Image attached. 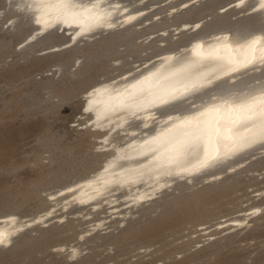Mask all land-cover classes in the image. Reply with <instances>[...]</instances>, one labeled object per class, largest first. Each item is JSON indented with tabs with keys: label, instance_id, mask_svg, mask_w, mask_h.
Here are the masks:
<instances>
[{
	"label": "rangeland",
	"instance_id": "374dc122",
	"mask_svg": "<svg viewBox=\"0 0 264 264\" xmlns=\"http://www.w3.org/2000/svg\"><path fill=\"white\" fill-rule=\"evenodd\" d=\"M154 1L161 0L147 4ZM178 1L149 11L146 17L162 16L148 25L58 50L47 46L61 36L21 41L27 27L0 15V215L33 217L50 206L47 191L99 167L102 154L93 149L90 129L74 127L80 93L101 76L156 53L159 41L172 36L158 33L148 40L146 34L184 19L204 17L202 29L220 23L240 27L250 18L219 13L225 0H206L167 16ZM197 181L175 185L124 222L111 217L82 240L79 233L104 210L89 218L74 206L62 221L25 229L0 249V264H264V156L217 180ZM253 205L262 209L245 226L225 232L217 226ZM71 243L84 248L75 259L62 248Z\"/></svg>",
	"mask_w": 264,
	"mask_h": 264
},
{
	"label": "bare ground",
	"instance_id": "6f19581e",
	"mask_svg": "<svg viewBox=\"0 0 264 264\" xmlns=\"http://www.w3.org/2000/svg\"><path fill=\"white\" fill-rule=\"evenodd\" d=\"M149 1L80 0L89 7L95 4L93 12L101 17L100 20L92 22L89 30L83 31L76 23L51 21L47 27L43 23H37L40 12L35 7H29L32 0H19L18 7L30 12L32 23L35 25L26 42L34 40L38 33H45L52 28L75 27L72 29L73 37L67 41L68 44H74L101 32L128 27L132 31L145 26L162 16V13H154L151 17H146L149 11L154 10L160 3L174 2L161 0L147 4ZM205 1L179 0L175 5H170L165 13L172 16L193 4ZM217 11L221 14L236 12L233 18H250L244 20L240 27H229L220 23L201 29L204 17H198L184 19L150 32L143 38L151 40L155 34L167 36L169 32L172 36L169 41H159L160 45L154 51L156 53L134 61L129 68L104 77L92 85L89 91L84 92V96L91 95L82 110L90 114L80 125L98 130L94 149H106L108 152L99 167L89 175L47 191L51 204L35 216H22L13 212L0 215V231L7 234V240L5 244L0 245V249L9 247L20 233L33 225H43L52 219L64 220L74 206L83 208L81 214L89 218L104 210L98 219L92 220L79 233L78 239L82 240L87 234L106 226L108 220L115 215L120 216L119 222H124L138 206L161 195L179 180L185 179L192 184L198 182V179L203 182L217 180L225 173L244 166L255 156L254 153H264L262 142L230 151L232 142L226 140L222 132L213 136L211 144L207 139L188 143L175 158L171 152V144L154 140L156 137L163 140L165 136L188 131L183 126H177L181 125L185 118L205 112L209 108L220 109V129L227 127L233 137L244 134L243 123L230 124L224 117L228 108L264 92V63L257 62L247 67H238L236 71H229L233 65L226 58L224 46H229L233 59L242 62L246 40L253 35H264V9L260 7V0H243V3L240 0H225L218 5ZM251 13L253 15L249 16ZM184 32L186 35L178 37ZM187 35L188 38L184 40ZM261 46H264V41ZM214 51H218L222 59L210 58L209 54ZM78 63L79 58L74 64ZM141 81L144 82L146 92L149 89L152 92L167 89L173 92L174 96L170 97L166 104H158L135 114L125 109L104 113L102 104L89 103L97 99L107 100V93L98 96L94 92L96 89H107L108 93L115 95L126 89L131 90L133 85ZM210 118L205 115L200 119ZM73 122L78 123L76 120ZM169 129L172 131L169 132ZM206 158V164L199 167ZM261 209L262 205H253L222 220L217 226L222 232L241 228ZM62 248L67 250L69 259L77 258L84 250L77 243L62 245Z\"/></svg>",
	"mask_w": 264,
	"mask_h": 264
},
{
	"label": "snow or ice",
	"instance_id": "6c2138e0",
	"mask_svg": "<svg viewBox=\"0 0 264 264\" xmlns=\"http://www.w3.org/2000/svg\"><path fill=\"white\" fill-rule=\"evenodd\" d=\"M240 2L243 3V0H240ZM29 7H35L40 12V16L37 17V23H43L45 27L50 26L51 21L65 24L76 23L83 31L89 30L92 27L93 21L101 19L98 14L93 12V9L96 7L95 4L89 7L82 4L80 0H32V4ZM260 7L264 9V0H260ZM262 41H264V35H253L246 40L243 46L244 59L242 62L233 59L229 46L225 45L226 58L233 65L229 71H236L238 67H247L249 64L257 62L264 63V46H261ZM209 56L210 58L222 59L218 51H214ZM94 92L98 96L107 93V100L97 99L89 102L93 105L102 104L104 113L125 109L135 114L138 111H146L148 108L158 104H166L168 103V99L174 96V93L167 89H160L157 92H152L149 89L146 92L144 82L142 81L133 85L131 90L126 89L123 92L115 93V95L108 93L107 89H96ZM258 106H264V92L227 109L224 119L228 123L239 122L245 125L244 134L239 137L231 136L227 127L220 129L218 126L220 109L209 108L205 112L185 118L182 124L177 126H183L188 131L173 136H165L163 140L160 137H156L154 140L160 143L171 144V152L174 154L173 158L178 157L188 143L207 139L211 144L213 136L221 132L226 140L232 142L230 151L246 148L257 142L264 143V107ZM88 110L90 109H86V111ZM205 115L211 118L201 120L200 118ZM168 131L171 132L172 130L169 129ZM213 151L215 152L216 149H213ZM206 161L207 158L198 166L203 167ZM6 240L7 234L0 231V245L5 244Z\"/></svg>",
	"mask_w": 264,
	"mask_h": 264
},
{
	"label": "water",
	"instance_id": "95a60500",
	"mask_svg": "<svg viewBox=\"0 0 264 264\" xmlns=\"http://www.w3.org/2000/svg\"><path fill=\"white\" fill-rule=\"evenodd\" d=\"M18 1L19 0H3L1 5H0V9L2 10V12H0V15L3 16L5 22H8L9 20H12L13 21L12 24H18V26L19 25H25L27 27L26 31L23 34V38L21 40V41H25L27 39V37L34 31L35 25L32 23V18H31L30 12H28L24 8L18 7ZM256 12H254V13H256ZM251 15H253V13L249 14V16H251ZM72 29H75V27H63L62 29H60L58 27L57 28H52V29L48 30L45 33H38L36 38L47 36V35L61 36V38L57 39L55 42H53L52 44H49L47 46L48 49H55L56 46H59V48H56L58 50V49L71 48V47H73L75 45H79L81 43H85V42H88V41L95 40V39L99 38L103 34L106 35V34H109V33H113V32H116V31L123 30V28H120V29H117L115 31L101 32V33L97 34L94 37L83 38V39L77 41L74 44H68L67 43L68 39L73 37ZM77 58L78 57L75 56V60ZM59 70H61V68H59ZM106 76H110V75L101 76L98 81L102 80ZM97 82H94L93 84L88 86L85 90H83L80 93L81 96H80V103H79L80 104L79 112L74 117V120H76L78 123L74 124V127H81V125H80L81 121L83 122L84 120H86L88 115L90 114V112H83V110H82L83 106L86 104L88 98H90V95H85L84 96V92L85 91H89L90 87H92V85H94ZM189 104L190 103H187V105H189ZM81 128L82 129L89 128L90 132L92 134L91 138H93V139L96 138L98 130L91 129L90 127H81ZM93 149H94V146H93ZM97 151L102 154V160H103L105 154L108 152V150H106V149L105 150H97ZM254 155L255 156L252 159L260 157V156H264V153L263 152H257V153H254ZM102 160H101V162H102ZM71 181H75V180H71ZM71 181H67V182H71ZM181 183H186V184H188L190 186H194L196 184H199L200 182L192 184V183H189L187 180L183 179V180H179L176 184H174V186L178 185V184H181ZM174 186L170 187V189H172ZM170 189H168V190H170ZM168 190H166V191H168ZM166 191H164V192H166ZM163 193L161 195L157 196L156 198H154V199H152V200H150V201L138 206L137 209L142 207L143 205H146L148 203H152L155 199L161 198Z\"/></svg>",
	"mask_w": 264,
	"mask_h": 264
}]
</instances>
